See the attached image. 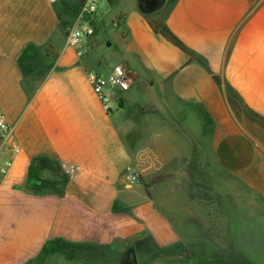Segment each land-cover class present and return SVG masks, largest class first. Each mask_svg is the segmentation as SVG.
<instances>
[{"label": "crops", "instance_id": "1", "mask_svg": "<svg viewBox=\"0 0 264 264\" xmlns=\"http://www.w3.org/2000/svg\"><path fill=\"white\" fill-rule=\"evenodd\" d=\"M65 1L0 0V264H264V0H105L116 63L67 46ZM114 64L106 114L86 74Z\"/></svg>", "mask_w": 264, "mask_h": 264}, {"label": "built area", "instance_id": "2", "mask_svg": "<svg viewBox=\"0 0 264 264\" xmlns=\"http://www.w3.org/2000/svg\"><path fill=\"white\" fill-rule=\"evenodd\" d=\"M104 5L105 0H84L75 20L72 21L66 36V43L67 46L76 49L78 56L87 54L86 39L94 33L92 28L80 26V21L83 18L93 20L95 15L98 14L99 9L103 8ZM115 26L118 27V24H115ZM86 77L94 96L106 114H111L118 107L120 94L129 90L133 80L131 71L121 64L112 65L107 74L98 71H89ZM0 133L3 137L9 136L11 133V129L2 115H0ZM5 167H9V163L5 164ZM75 171L76 168L74 166H68L66 167L65 173L71 175ZM4 173L5 170L1 169L0 174ZM135 180L134 177L129 178V181L132 183Z\"/></svg>", "mask_w": 264, "mask_h": 264}, {"label": "rangeland", "instance_id": "3", "mask_svg": "<svg viewBox=\"0 0 264 264\" xmlns=\"http://www.w3.org/2000/svg\"><path fill=\"white\" fill-rule=\"evenodd\" d=\"M65 1V0H63ZM127 4V3H125ZM65 5L67 6V15H68V20L71 21L72 18L74 17L76 10H75V4H71L65 1ZM117 9L113 8L111 10H108L107 13H105L99 23L97 24H90V22L87 19H82L80 21V26L82 27H90L93 30V34L95 35L96 41H98L102 46L105 51L104 56H108V59L111 63H116V58L120 56L118 53L119 51V46L117 44L118 39L120 40L121 38V30L118 29L116 26L113 25L115 21V16L114 14L117 13ZM71 23V22H70ZM71 26V25H68ZM110 45V46H109ZM191 127H196L195 122H190ZM134 177L136 180L134 181L137 182V175L131 171L129 173V178ZM159 177L163 178L161 181L165 180L166 178L170 177L168 174H163L160 175ZM205 180L204 183L207 184L211 177L209 178L208 175H204ZM212 183V182H211ZM209 184V183H208ZM151 186V185H150Z\"/></svg>", "mask_w": 264, "mask_h": 264}, {"label": "trees", "instance_id": "4", "mask_svg": "<svg viewBox=\"0 0 264 264\" xmlns=\"http://www.w3.org/2000/svg\"><path fill=\"white\" fill-rule=\"evenodd\" d=\"M84 3V0H79L77 3H76V7H75V10H76V13L74 15V17L72 18V20L74 21L77 14H78V10L79 8L83 5ZM141 11V10H140ZM141 14L145 15L146 14L144 12H141ZM72 24V22L70 23ZM150 26H151V29L154 33H157V34H160L161 36H163L167 41H169L170 43H172L173 45L177 46L179 49H181L182 51H184L190 58H193V54L188 51L171 33L170 31L163 25H160V24H156V23H153V22H150L149 23ZM218 83V81H217ZM236 107V106H235ZM251 120L252 121H256V122H259L261 123V125L264 126V121L261 120V118H259L257 115H254L252 114L251 115ZM163 178L161 177H155L153 180H151V182L149 184H144V187L145 188H148L150 185L152 184H155V183H158V182H161Z\"/></svg>", "mask_w": 264, "mask_h": 264}, {"label": "water", "instance_id": "5", "mask_svg": "<svg viewBox=\"0 0 264 264\" xmlns=\"http://www.w3.org/2000/svg\"><path fill=\"white\" fill-rule=\"evenodd\" d=\"M137 3H138L139 10H141V12H144V13L153 12L161 4L159 0H137ZM143 8H146L147 10H143ZM130 264H134V261L130 260Z\"/></svg>", "mask_w": 264, "mask_h": 264}, {"label": "flooded vegetation", "instance_id": "6", "mask_svg": "<svg viewBox=\"0 0 264 264\" xmlns=\"http://www.w3.org/2000/svg\"><path fill=\"white\" fill-rule=\"evenodd\" d=\"M161 2V0H159ZM143 10H147L146 8H143ZM127 264H130V260L127 261Z\"/></svg>", "mask_w": 264, "mask_h": 264}, {"label": "snow or ice", "instance_id": "7", "mask_svg": "<svg viewBox=\"0 0 264 264\" xmlns=\"http://www.w3.org/2000/svg\"><path fill=\"white\" fill-rule=\"evenodd\" d=\"M117 71H119V70H117Z\"/></svg>", "mask_w": 264, "mask_h": 264}]
</instances>
